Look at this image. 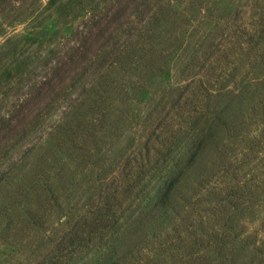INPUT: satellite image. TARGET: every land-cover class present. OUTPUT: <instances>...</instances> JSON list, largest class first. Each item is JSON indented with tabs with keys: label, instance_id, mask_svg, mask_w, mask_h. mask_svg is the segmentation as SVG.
Returning <instances> with one entry per match:
<instances>
[{
	"label": "rangeland",
	"instance_id": "obj_1",
	"mask_svg": "<svg viewBox=\"0 0 264 264\" xmlns=\"http://www.w3.org/2000/svg\"><path fill=\"white\" fill-rule=\"evenodd\" d=\"M114 1L0 0V127L15 110L30 112L0 132V264H82L87 258L81 250L62 246L155 129L179 133L183 154L189 141L183 126L196 124L200 137L213 132L202 154L206 160L214 140L227 133L219 124H264L259 112L247 110L251 97L244 88L264 77V60L235 30H264V0H151L140 33L121 34L105 45L106 34L96 32L91 45H82L79 33L88 32ZM81 45L88 50L83 53ZM196 74H221L220 87L243 92L225 97L224 106L211 101L201 114L196 97L184 91ZM35 89L38 98L27 106L24 100ZM237 139L236 161L249 145ZM145 169L144 197L156 191L160 176L152 164ZM259 194L241 217L264 234V192ZM125 227L123 248L136 226ZM194 264H264V248L206 255Z\"/></svg>",
	"mask_w": 264,
	"mask_h": 264
},
{
	"label": "trees",
	"instance_id": "obj_2",
	"mask_svg": "<svg viewBox=\"0 0 264 264\" xmlns=\"http://www.w3.org/2000/svg\"><path fill=\"white\" fill-rule=\"evenodd\" d=\"M150 5L151 0H115L88 32L79 33L84 35L80 43L90 44L96 32L106 34L105 45L121 34L130 38L140 33L139 25L148 17ZM127 8H134L135 13L127 14ZM235 27L250 51L259 53L260 60H264V30L259 33L257 26L242 30L240 26ZM85 50L88 46H82L83 53ZM222 64H225L222 68L228 65L224 59ZM224 80L221 74L207 77L196 74L186 82L184 91L196 97L194 102L199 105L196 108H202L201 114H207L211 101L217 105L231 94L230 98L242 94V87L237 88L239 93L228 86L220 87L222 84L219 83ZM244 88L251 97L247 110L259 112L264 117V77L248 80ZM36 89L24 100L27 106L38 98ZM26 109L15 110V114L2 123L0 132L12 126V118L28 115L30 112H25ZM214 117L221 120L216 112ZM219 125H223L227 133L220 141L214 140V150L206 160L202 154L207 137L212 138L213 132L200 137L196 124L183 126L189 140L183 154L176 142L179 133L167 134L168 130L158 132L155 129L152 138L140 144L135 157L128 159L123 177L100 190L62 248L81 250L87 258L82 264H194L202 256L219 257L249 247L262 253L264 234L254 233L241 214L253 207L252 195L264 192V177L253 178L257 174L264 176V124H255V127L254 124ZM260 125L263 128L258 131ZM241 136L249 145L244 147L247 150L244 159L236 161L238 157L233 156L232 146ZM240 153L244 154L243 149ZM151 164L160 173L159 184L151 196L144 197L142 192L147 189L145 172L148 171L145 167L151 170ZM252 172L253 176L249 177ZM130 198L132 200L127 203ZM126 222L127 226L136 227L129 232L131 244L123 248L121 234L122 229L128 228H124ZM146 222H149V228L140 232ZM90 247H93L92 251ZM82 250L89 251L85 254Z\"/></svg>",
	"mask_w": 264,
	"mask_h": 264
}]
</instances>
